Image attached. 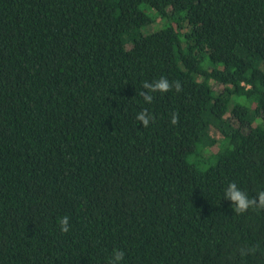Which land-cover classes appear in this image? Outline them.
Returning a JSON list of instances; mask_svg holds the SVG:
<instances>
[{
	"label": "trees",
	"instance_id": "trees-1",
	"mask_svg": "<svg viewBox=\"0 0 264 264\" xmlns=\"http://www.w3.org/2000/svg\"><path fill=\"white\" fill-rule=\"evenodd\" d=\"M233 181L264 188V0H0V264H264Z\"/></svg>",
	"mask_w": 264,
	"mask_h": 264
},
{
	"label": "clouds",
	"instance_id": "clouds-1",
	"mask_svg": "<svg viewBox=\"0 0 264 264\" xmlns=\"http://www.w3.org/2000/svg\"><path fill=\"white\" fill-rule=\"evenodd\" d=\"M173 85L167 78L161 77L158 80H154L151 83L145 81L143 83V89L149 90L148 92H142L143 98L146 102H151L153 96L152 92H167ZM177 91L180 90L179 83L175 84ZM136 119L147 127L152 119L151 115L147 111H140L136 114ZM177 122V115L171 116V123ZM223 199L231 201V207L235 213H244L250 208L264 209V188H258L255 191V195H249L248 192L243 190L236 182H229L223 189ZM57 224L59 230L62 233H68L71 230L70 217L67 215L57 218ZM125 259V252L120 249H113L108 259V264H123Z\"/></svg>",
	"mask_w": 264,
	"mask_h": 264
},
{
	"label": "rangeland",
	"instance_id": "rangeland-1",
	"mask_svg": "<svg viewBox=\"0 0 264 264\" xmlns=\"http://www.w3.org/2000/svg\"><path fill=\"white\" fill-rule=\"evenodd\" d=\"M157 23L161 25L162 21L159 19V20H157L156 24H157ZM156 24H155V25H156ZM158 24H157V25H158ZM157 25H156V26H157ZM148 31H149V30H144V33H147ZM211 86L213 87V89H214L215 91H221V90H223V86L220 85V84H216V83L212 82ZM230 123L233 124V125H236V126H237V122H234L233 120H230ZM211 136L214 137V138L217 139V140H219V139L221 138L220 132L215 131V130H212V131H211ZM203 155H204V156H200V158H204V157H206V156H205V153H204ZM205 166H208V164L205 165Z\"/></svg>",
	"mask_w": 264,
	"mask_h": 264
}]
</instances>
